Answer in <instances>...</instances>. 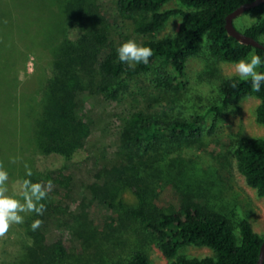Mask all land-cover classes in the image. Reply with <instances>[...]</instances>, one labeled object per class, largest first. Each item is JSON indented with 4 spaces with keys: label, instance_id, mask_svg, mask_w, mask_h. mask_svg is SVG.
<instances>
[{
    "label": "trees",
    "instance_id": "trees-1",
    "mask_svg": "<svg viewBox=\"0 0 264 264\" xmlns=\"http://www.w3.org/2000/svg\"><path fill=\"white\" fill-rule=\"evenodd\" d=\"M10 1L15 4L6 47L10 64L0 70V90L1 96L15 105L14 111H27L28 135L17 143V161H0V168L8 173L6 194L21 202L23 190L16 194L14 182L22 186L25 180L42 184V173L33 162L35 154L55 153L70 160L84 148L86 125L77 114L84 94L118 101L134 80L151 73L154 88L179 96L180 101V93L188 86L186 63L203 51L209 61L225 64H235L253 53L264 56L262 49L239 43L225 29L231 12L255 0H114V10L126 20V28L141 38L139 44L153 50L149 63L135 68L119 62L117 49L125 38L122 34L112 36L113 26L107 28L96 0ZM244 14L250 23L241 32L264 46V1ZM172 18H179L176 32L155 36ZM24 46L39 48L46 60L44 68L36 70L13 94L18 84L11 60ZM259 70L264 71V67ZM218 93V104L208 111L214 113L208 132L233 103L248 98L259 101L255 121L264 126V86L256 92L250 81L231 76L219 81ZM145 115L144 110H138L123 119L116 140L121 159L116 165L100 168V184L86 186L93 202L113 212L116 224L95 225L89 220L85 200L70 210L64 199L50 190L40 201L44 206L41 214L18 213L23 222L11 224L0 236V264H76L70 246L60 237L51 236L60 221L78 239L77 255L85 262L89 260L88 251L94 249L105 264H151L146 247L152 245L168 264H257L264 237L252 230L247 218L231 217L202 205L197 198H186L179 184L174 188L180 194L178 207L156 208L155 200L160 196L157 188L170 184L166 181L170 175L175 180L164 169L175 170L182 182L186 168L178 160L168 161L163 170L153 165L170 154L171 143L191 144L202 139L205 114L188 116L175 112L173 105L162 117ZM230 157L245 184L263 198L264 138L238 137L230 148ZM63 185L69 187L67 182ZM125 191L132 195L134 204L124 200ZM37 219L41 224L33 230L32 223ZM187 247L206 248L210 254L189 256L183 253Z\"/></svg>",
    "mask_w": 264,
    "mask_h": 264
},
{
    "label": "rangeland",
    "instance_id": "rangeland-1",
    "mask_svg": "<svg viewBox=\"0 0 264 264\" xmlns=\"http://www.w3.org/2000/svg\"><path fill=\"white\" fill-rule=\"evenodd\" d=\"M100 4L105 17L107 28H111L112 36L123 35L125 41L141 38L124 23H127L114 10V0H96ZM176 5H173V7ZM15 4L10 0H0V70L10 64L6 47L10 38V12ZM250 19L244 13L233 20L238 31H244ZM179 18H172L165 27L155 36L163 37L173 35L178 27ZM114 26L117 28L114 29ZM75 34V31H73ZM45 54L39 49L24 46L20 49L13 61L12 72L17 76L16 85L20 86L28 81L36 72L44 68ZM187 91L179 96H169L161 90L154 88L153 74H145L134 80L131 89L118 101H107L102 97H93L84 94L78 117L86 125L87 136L85 146L70 160L59 154L52 153L48 156L35 154L33 162L37 170L42 173V184L51 189L59 199H64L63 204L70 210L76 209L82 200H85L90 222L101 226L102 223L114 226L116 223L113 212L104 205L99 206L90 196L88 184H100L103 165H116L120 158L117 151L116 140L124 118L132 112L144 110L145 116L162 117L173 105L175 112L181 111L188 116L205 114V135L198 142L187 144L174 142L169 146L170 154L155 163L152 168L163 170L165 163L171 160L182 161L186 168V177L181 182L176 171L164 169L167 174H173L166 181V187H159V198L155 200L157 209L177 208L180 194L174 191L179 184L184 197L197 198L204 206L215 207L227 215L247 218L252 230L264 237V197L256 196L255 191L249 188L243 177L237 172L230 157V148L238 137L252 136L264 138V126L255 121V110L259 104L256 98H248L232 107L217 119L216 126L210 130L214 113L208 112L209 108L218 104V84L222 78L238 76L235 73V64L213 63L204 55L191 58L185 68ZM0 81L1 72H0ZM32 84V82H31ZM34 85V84H33ZM31 85V86H33ZM19 103V102H18ZM16 103V106L19 104ZM15 105L1 96L0 90V161L14 163L20 157L18 141L27 138L26 110L14 111ZM117 151V152H116ZM0 162V163H1ZM175 171V172H174ZM69 177L70 181L62 179ZM179 178V179H178ZM68 183V188H63V182ZM181 182V183H180ZM186 184V185H184ZM186 187H184V186ZM158 186V183L156 184ZM189 187V188H187ZM16 194L22 192V184L18 181L12 185ZM126 202L134 204V199L129 192L123 193ZM104 226V225H102ZM52 237H60L71 253L76 256V264H105L100 254L95 255L94 249L89 250L88 262L78 256L80 244L68 230L64 222H59L53 227ZM237 231V230H236ZM238 234V231H237ZM146 252L151 264H168L152 245H147ZM183 253L189 256H205L210 251L206 248L187 247ZM95 255V256H93ZM75 260V261H76Z\"/></svg>",
    "mask_w": 264,
    "mask_h": 264
},
{
    "label": "clouds",
    "instance_id": "clouds-1",
    "mask_svg": "<svg viewBox=\"0 0 264 264\" xmlns=\"http://www.w3.org/2000/svg\"><path fill=\"white\" fill-rule=\"evenodd\" d=\"M118 60L130 68H135L139 64H148L149 58L153 56V50L135 40H128L117 49ZM264 67V56L251 54L235 63V73L241 80L250 81L252 89L259 92L264 86V71L259 69ZM31 176V172L28 173ZM8 179V173L0 168V236H3L13 223L23 222V217L18 213L36 212L41 214L43 204L40 203L51 189V184L47 187L41 183H32L30 180L23 182V202L14 195H8L4 182ZM39 219L32 223V229L39 228Z\"/></svg>",
    "mask_w": 264,
    "mask_h": 264
},
{
    "label": "water",
    "instance_id": "water-1",
    "mask_svg": "<svg viewBox=\"0 0 264 264\" xmlns=\"http://www.w3.org/2000/svg\"><path fill=\"white\" fill-rule=\"evenodd\" d=\"M263 1L264 0H255L251 3L242 5V6L238 7L236 10H234L233 12H231L226 17L225 29L227 31V34L230 37L234 38L239 43L244 44V45H249V46H252L254 48H259V49H262L264 51V46L261 43L257 42L256 40L252 39L249 36H246L242 32L236 30L234 27V23H233V20L236 17H238L239 15L243 14L244 12H246L252 8H255L256 6H258ZM257 264H264V241H263L261 248H260V253H259V258H258Z\"/></svg>",
    "mask_w": 264,
    "mask_h": 264
}]
</instances>
